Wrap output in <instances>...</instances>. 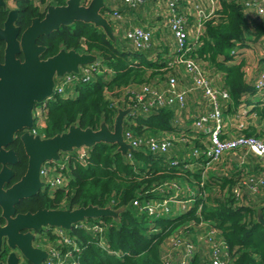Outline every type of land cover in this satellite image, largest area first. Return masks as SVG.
Returning a JSON list of instances; mask_svg holds the SVG:
<instances>
[{
    "label": "trees",
    "instance_id": "trees-1",
    "mask_svg": "<svg viewBox=\"0 0 264 264\" xmlns=\"http://www.w3.org/2000/svg\"><path fill=\"white\" fill-rule=\"evenodd\" d=\"M248 1L218 0V9L203 21L196 39L188 41V58L209 78L215 72L224 76L220 91L228 99L219 100L223 119L248 116L246 106L256 94L261 100L252 112L264 119V88L259 92L244 79L245 53L264 51V21L249 14L244 5ZM27 4L31 6L30 0ZM135 11L140 7L115 0L107 2L101 13H111L113 18L116 12L122 18ZM118 23H110L113 32ZM54 36L57 45L67 50L96 56L98 70L88 80L78 79L67 88L68 98L55 96L47 101L45 136L61 134L72 125L96 130L104 123L112 128L117 109L129 107L134 110L125 118L123 134L129 132L142 142L126 158L115 145L104 143L85 149L83 159L76 150L63 154L57 171L66 178V185L50 192L51 208L73 210L91 205L124 210L117 221L89 219L70 232L63 231L71 244L56 243L59 237L52 234V248L59 253L57 264H179L186 244L195 246L189 264H210L209 245L199 239L212 230L216 232L212 241L226 246L228 264H264V228L256 222L255 212L260 208L264 217V186L258 194L247 186L250 179L264 175V163L242 150L226 152L212 162L210 135L193 127L191 119L179 118L181 108L148 107L146 100H136L141 86L162 90L169 78H177L178 67L169 62L175 54L153 45L135 49L124 35L112 42L101 29L81 22L63 27ZM260 63L264 69V58ZM237 137L264 142V128L235 127L220 133L221 140ZM151 138H168L167 150L151 152L144 144ZM234 190H239L238 197ZM163 200L185 203V208L172 213L169 205L171 210L159 215L141 211L147 203ZM174 243L181 245L175 248Z\"/></svg>",
    "mask_w": 264,
    "mask_h": 264
},
{
    "label": "flooded vegetation",
    "instance_id": "flooded-vegetation-1",
    "mask_svg": "<svg viewBox=\"0 0 264 264\" xmlns=\"http://www.w3.org/2000/svg\"><path fill=\"white\" fill-rule=\"evenodd\" d=\"M28 1L0 0V82L4 89L0 105L6 104L5 101L10 100L15 88L19 91L17 95L23 97L22 104H24H21L19 111L17 109L21 120L12 124L0 125V143H2L0 144V264H32L21 253L20 244L44 251L47 258L37 259L35 263L45 264L49 257L50 247L47 248L46 245L43 247L40 242L50 243L53 230L56 233L57 229L41 227L34 230L33 225L24 223L21 218L34 215L42 210L61 209L50 207L48 200L52 196L51 188L45 184L40 175L42 168L48 164L47 162L42 163L39 168L38 179L41 186L38 189L34 188V175H31L28 182L25 181L22 187L20 186L22 180L27 176L29 167L24 140L35 137H39V139L51 138L46 137L43 133L47 113L46 103L55 96L68 98L69 94L66 92V88L74 82L64 84L65 79L68 75L75 74L54 77L52 95L40 103L34 101L28 108L25 106L28 105L29 97L32 94L30 93L32 86L30 75L35 73V70H31L29 65L35 59L39 63L45 62L63 50L65 52L72 50L79 54L86 53L74 49L67 50L57 45V38L54 35L66 26H60L57 30L37 37H33L30 31L35 20H44L49 6H63L66 0L63 5L30 0L31 6L27 4ZM24 64L25 66H23ZM80 69L81 67H79ZM60 86L62 91L58 92ZM63 154L60 153V160H62Z\"/></svg>",
    "mask_w": 264,
    "mask_h": 264
},
{
    "label": "built area",
    "instance_id": "built-area-1",
    "mask_svg": "<svg viewBox=\"0 0 264 264\" xmlns=\"http://www.w3.org/2000/svg\"><path fill=\"white\" fill-rule=\"evenodd\" d=\"M122 1L127 6L135 8L138 6H142L146 3L147 0ZM217 1L218 0H216V2ZM88 2L89 0H86L84 4L87 5ZM210 2L213 3V0H210ZM165 4L167 25L177 46L176 55L174 56L173 60V66L183 67V69L188 73L187 75L189 76V78L192 79L191 90L199 91L203 99L209 106L208 112L200 116L193 117L192 126L210 135L211 146L209 148L208 155L212 158L211 161H217L226 152L242 150L245 152V154H253L264 163V142L253 137H237L231 140L220 139L221 131L224 129V127L227 126H225L223 115L219 109V100L228 99V95L225 92L220 91V89L212 86L211 81L209 82L208 76L202 71V69H200L199 66H197L190 58L187 57L188 53L191 50L188 43L187 19L184 15H181V13L178 12V4L176 0H165ZM244 5L248 9L250 15L256 17L259 22L264 21L263 0H250ZM211 15L212 11L206 12V14L205 12L201 11V14H199L200 19L197 24L198 33L202 28L203 21L208 19V17H210ZM112 16L116 21H120L122 19L121 16L116 12H114ZM123 34L125 38L130 40L135 49L144 50L152 45L154 35L152 30L141 27H131L126 29ZM97 70V63L81 67L78 74L68 75V77H66L65 79L64 84H71L78 79L86 81ZM176 79L177 78L175 77L169 78L166 84V88H163L162 90L152 89L148 85L141 86L138 93L135 94L137 102H144V100H146L145 104L148 107L177 106L182 109L185 105L187 94L191 91L184 88H178V80ZM254 87L259 92L264 88V73L261 74L255 81ZM61 91L62 89L60 86L58 88V92ZM131 109L134 110V108ZM240 128H243V126L238 125L237 129ZM123 138L125 143L130 145L134 150L142 145V142L139 139L134 138L129 132L125 135L123 134ZM144 144L151 152H165L169 146L168 138L160 141L151 138L145 141ZM84 150L85 149L83 148L76 150V153L80 159H83ZM127 156H130V153H128ZM62 164V160H59L58 162L48 163L42 168L40 172L43 181L48 185V187L51 188V190H55L66 185V178H64V176L57 171V169H60L62 167ZM248 182L249 183H247V186L249 190L255 194H258L260 192V188L264 186V175L260 176L256 180L250 179ZM169 187L176 188V185L170 184ZM234 194L235 197H238L239 190H234ZM171 202L178 203L181 209L185 208V203L163 200L147 203L141 208V211L147 212L149 215H159L162 213H167L168 211H170L169 205ZM134 205H136V202H134ZM63 231L64 230L57 229V232L55 233L59 237V240L57 241L59 242V244H71L69 239L64 234L65 231ZM215 233L216 232L214 230L208 232L206 236L199 239V242L201 241L209 245L211 252L210 264H228L226 246L222 243L216 244L212 241V237L213 235H215ZM180 245L181 243L173 244L175 248H179ZM194 252L195 246L186 244L181 256L179 257V264H189V262L192 260ZM58 258L59 253L56 250L50 248L49 257L46 260L45 264H57Z\"/></svg>",
    "mask_w": 264,
    "mask_h": 264
},
{
    "label": "water",
    "instance_id": "water-1",
    "mask_svg": "<svg viewBox=\"0 0 264 264\" xmlns=\"http://www.w3.org/2000/svg\"><path fill=\"white\" fill-rule=\"evenodd\" d=\"M84 0H66L63 6H49L44 20H35L30 31L33 37H37L52 30H57L60 26H70L76 22L91 24L95 28L103 31L105 36L112 42L116 41L113 29L109 21L104 18L101 13L106 4L104 0H89L87 5L83 3ZM98 62V58L92 54H79L75 51L59 52L56 56L50 58L45 62H38L36 59L31 61L29 65L31 70H35L30 75L31 81V96L28 108L32 106L35 101L42 102L49 98L53 93L54 77H61L65 74H77L79 67L92 65ZM27 63V62H26ZM25 66V64L23 65ZM18 83V81H17ZM18 89H13V96L10 100L5 101L6 104L0 105V125L12 124L21 120L18 111L23 103V97L18 96ZM4 94V89L0 82V98ZM24 105V104H22ZM18 109V111H17ZM133 112V109H117L116 116L113 120L112 128L106 124L101 123L99 128L92 130L90 128L81 129L77 126H69L66 132L55 135L47 139H39V137L28 138L24 140V148L29 159V167L27 176L22 180L20 186L24 182H28V178L34 175L35 189L41 186L39 182V168L42 163H53L60 160V153H71L78 149H90L99 143L111 144L117 147L123 157H127L128 153L135 150L125 143L123 138V124L125 118ZM15 128V127H14ZM2 144V143H0ZM21 189V188H20ZM124 208L113 210L110 207L98 208L95 206L81 207L73 210L59 209V210H42L34 215H27L22 217L24 223L33 225L34 230L41 227H50L61 229L70 232L76 224L83 223L89 219L111 218L117 221L119 214ZM256 222L264 228V217L261 209H255ZM21 253L32 264H36L37 259L47 258L44 251L32 249L29 246L20 244Z\"/></svg>",
    "mask_w": 264,
    "mask_h": 264
},
{
    "label": "crops",
    "instance_id": "crops-1",
    "mask_svg": "<svg viewBox=\"0 0 264 264\" xmlns=\"http://www.w3.org/2000/svg\"><path fill=\"white\" fill-rule=\"evenodd\" d=\"M105 1V4L108 2H115V0H104ZM163 2V3H162ZM160 3V0H148L146 1L145 3V6H143L144 8L145 7H150L151 10H158V12L155 14L152 13V17H159V14L161 15H165L166 17V4L164 1H162ZM207 2V1H206ZM205 2V3H206ZM210 0L206 3V11L210 9ZM158 4H161V6H158ZM183 5V4H182ZM142 7V8H143ZM153 7V8H151ZM157 7V8H155ZM140 7V9H142ZM211 11V10H210ZM209 11V12H210ZM159 13V14H158ZM124 19H126L127 23L128 22H138L137 20L139 19L140 21H143V18L145 19V26H141L145 29H149V30H152L154 35H153V40H152V45L158 49L159 51H164L163 47L161 46L160 42H164L165 39H163V37H161V34L158 30V26L156 25L157 23L159 22H156V23H152V22H148V16H142V12H139V11H135V12H132V13H128L126 14L125 16H123ZM192 17H195L192 14H188V19H189V35H188V40L190 42L194 41L197 37V34H198V28H197V25H193L192 23V20L193 18ZM139 21V22H140ZM154 22V21H153ZM197 22V20L195 21ZM153 24V25H152ZM141 25V24H140ZM132 27V26H131ZM170 33V32H169ZM171 36V39L173 40V44L170 48H168V51L170 52V54H174V51H177V46H176V43L174 41V39L172 38V35L170 34ZM190 37V38H189ZM162 47V48H161ZM166 50V49H165ZM245 58H247V62H246V66L244 68V79L251 83V84H254V82L256 81L257 77H258V74L263 71V65H261L260 61L264 58V51H249L247 53H245ZM254 59H255V63L253 64L254 62ZM252 62V64H251ZM215 76L217 77V79H215ZM189 78V77H188ZM223 79H224V76L223 74L219 73V72H215L213 73L212 75V82H213V85H215L217 88L220 89V87H223ZM190 80V78H189ZM214 80V81H213ZM185 88V87H184ZM192 88V85L190 84V87L187 88V90L193 92V93H190L188 94V97L192 95V98L190 100H186V104H185V108L181 109V113L182 114H179V118L180 116H184L185 117V120H188V119H191V122H192V119L193 117H197V116H200L202 114H205L206 112L209 111V106L207 105V103L205 102V100L203 99L202 95L200 92L198 91H193L191 90ZM258 100H261V97H260V94H256L254 95L252 98H251V105H247L246 106V110L248 111L249 114H247L248 116L246 117H242V118H235V117H225L224 118V122H225V126L227 127H230V129H234L235 127L237 128L238 125H242L243 128H247V127H252V128H256V129H263L264 128V119H260L258 118V116L255 115L254 112H252V108L254 107L255 103L258 101ZM170 207L174 210H172L174 212H177L180 210V205L176 202H171L170 203ZM257 209V208H256ZM260 209V208H259Z\"/></svg>",
    "mask_w": 264,
    "mask_h": 264
},
{
    "label": "rangeland",
    "instance_id": "rangeland-1",
    "mask_svg": "<svg viewBox=\"0 0 264 264\" xmlns=\"http://www.w3.org/2000/svg\"><path fill=\"white\" fill-rule=\"evenodd\" d=\"M209 1V0H178V2H177V4H178V12L179 13H181V15H184L185 17H186V19H187V29H188V35H189V30H190V28H189V19H188V14H192L193 13V15L195 16V17H192L193 18V20H192V23H193V25H197L198 24V21H199V19H200V17H199V14H201V11L202 12H205V14H206V12H209L210 10L211 11H215V10H217L218 9V1L216 2V0H213V3H211V2H209L210 3V9L209 10H207L206 11V3ZM162 2V0H160V3ZM206 2V3H205ZM163 3V2H162ZM183 4V5H182ZM143 6H145V4H143L142 6H140L141 8L143 7ZM158 6H161V4H158L157 5V7ZM157 7H155V8H157ZM205 7V8H204ZM151 8H153V7H151ZM139 12H142V16H148L147 18H148V22L150 23V22H152L153 24L154 23H156V22H159V23H157L156 25L158 26V30H159V32H160V34H161V37H163V39H165L164 40V42L162 43V42H160V44H161V46L163 47V49L165 50V49H168V48H170L171 46H172V44L174 43L173 42V40L171 39V36H170V34H171V32L169 31V28H168V25H167V18L165 17V15L163 14V15H161V14H159V17H152L151 15H152V13H154L155 14V12L157 13L158 12V10H156V9H154V10H151L150 9V7H143L142 9H140V11ZM200 12V13H199ZM104 16V18H106L108 21H109V23H112V22H115L116 20L115 19H113L112 17H111V13H106V14H104L103 15ZM197 20V22H195ZM127 20L126 19H124V17H122V19L120 20V21H117V22H119L118 23V25H116V30H115V32H113L114 33V36H115V38H122L123 37V33H124V31L126 30V29H128V28H131V26L134 28V27H136V28H138V27H141V26H145V19L143 18V21H140L139 19L137 20L138 22H126ZM140 21V22H139ZM154 21V22H153ZM156 21V22H155ZM141 24V25H140ZM152 24V25H153ZM141 28H143V27H141ZM170 32V33H169ZM172 35V34H171ZM172 38H173V36H172ZM190 38V37H189ZM189 41V40H188ZM161 47V48H162ZM174 54L176 55V51H174ZM171 60L172 61H170L169 60V62H173V59H174V56L172 55L171 56ZM154 59V58H153ZM255 63V59H254V62H253V64ZM251 64H252V62H251ZM177 79L176 80H178L177 81V85H178V88H180V89H183L184 87V89H187V88H189L190 87V84L192 85V79H190L189 80V76L187 75L188 73L183 69V67L182 66H178V68H177ZM203 71V70H202ZM205 73V72H204ZM212 78V77H211ZM211 78H209L208 77V80H209V82L211 81V84H212V86H214L215 87V85H213V82H212V80H211ZM215 79H217V77L215 76ZM214 81V80H213ZM164 82H162L161 81V84L160 85H164L163 84ZM70 86H67V88H69ZM66 88V89H67ZM199 92V91H198ZM190 93H193V92H190ZM190 93H188V94H190ZM125 94H127L126 92L125 93H121V97H122V99H123V97H124V99H125ZM188 94H187V98H186V100H190L191 98H192V95L191 96H189L188 97ZM71 96L73 97V94H71ZM110 97L111 96H109L108 98L110 99ZM130 100H131V98H130ZM116 101H118V100H116ZM116 101H115V104H116ZM185 104H186V102H185ZM185 108V105H184V107H183V109ZM119 109H126V108H123V107H120ZM41 119V118H40ZM230 129V127H224V129ZM218 166H215V167H212V169H213V171L214 170H216V168H217ZM211 170V169H210ZM212 171V172H213ZM216 172V171H215ZM51 191H53V190H51ZM169 210H171V208H169ZM55 233V231L53 230V234ZM58 240H59V238H58ZM55 242L56 243H58L59 244V242L58 241H56V239H55ZM41 244H42V246L43 245H46L47 246V248L48 247H50L51 249H53L52 247H53V245L52 244H50L51 243V241H50V243H47V242H44V241H41L40 242ZM43 247H45V246H43Z\"/></svg>",
    "mask_w": 264,
    "mask_h": 264
}]
</instances>
